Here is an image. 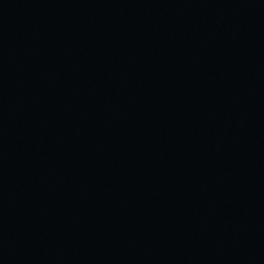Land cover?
<instances>
[{"label": "water", "instance_id": "95a60500", "mask_svg": "<svg viewBox=\"0 0 264 264\" xmlns=\"http://www.w3.org/2000/svg\"><path fill=\"white\" fill-rule=\"evenodd\" d=\"M0 264H264V0H0Z\"/></svg>", "mask_w": 264, "mask_h": 264}]
</instances>
